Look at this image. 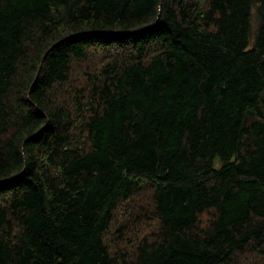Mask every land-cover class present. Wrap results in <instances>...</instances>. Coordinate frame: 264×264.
<instances>
[{
    "label": "trees",
    "instance_id": "16d2710c",
    "mask_svg": "<svg viewBox=\"0 0 264 264\" xmlns=\"http://www.w3.org/2000/svg\"><path fill=\"white\" fill-rule=\"evenodd\" d=\"M0 264H264V0H0Z\"/></svg>",
    "mask_w": 264,
    "mask_h": 264
}]
</instances>
